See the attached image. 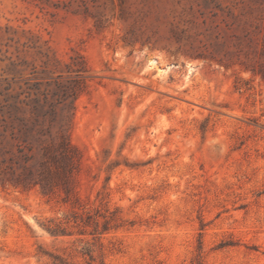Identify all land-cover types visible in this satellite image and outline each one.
Returning a JSON list of instances; mask_svg holds the SVG:
<instances>
[{"label": "rangeland", "instance_id": "obj_1", "mask_svg": "<svg viewBox=\"0 0 264 264\" xmlns=\"http://www.w3.org/2000/svg\"><path fill=\"white\" fill-rule=\"evenodd\" d=\"M260 68L264 0H0V264H264ZM27 127L67 193L17 185Z\"/></svg>", "mask_w": 264, "mask_h": 264}, {"label": "trees", "instance_id": "obj_2", "mask_svg": "<svg viewBox=\"0 0 264 264\" xmlns=\"http://www.w3.org/2000/svg\"><path fill=\"white\" fill-rule=\"evenodd\" d=\"M256 73L264 79V68ZM36 123L34 120V126ZM14 129H11L10 136L16 142L17 156L13 161L20 171L17 185L23 188L38 185L42 190L57 187L67 193L69 178L80 160V152L71 145L67 131L52 134L48 129L45 132H35L28 127L23 131L15 132Z\"/></svg>", "mask_w": 264, "mask_h": 264}, {"label": "water", "instance_id": "obj_3", "mask_svg": "<svg viewBox=\"0 0 264 264\" xmlns=\"http://www.w3.org/2000/svg\"><path fill=\"white\" fill-rule=\"evenodd\" d=\"M192 66H193L192 64H189V65L187 66V68H188V67H191V68H193Z\"/></svg>", "mask_w": 264, "mask_h": 264}, {"label": "bare ground", "instance_id": "obj_4", "mask_svg": "<svg viewBox=\"0 0 264 264\" xmlns=\"http://www.w3.org/2000/svg\"><path fill=\"white\" fill-rule=\"evenodd\" d=\"M187 69H192L191 67H188Z\"/></svg>", "mask_w": 264, "mask_h": 264}]
</instances>
